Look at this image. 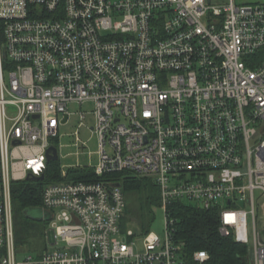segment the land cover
<instances>
[{
    "label": "built area",
    "instance_id": "2783aa9c",
    "mask_svg": "<svg viewBox=\"0 0 264 264\" xmlns=\"http://www.w3.org/2000/svg\"><path fill=\"white\" fill-rule=\"evenodd\" d=\"M263 46L264 1L0 0V264H187L174 201L216 209L220 233L264 264ZM85 102L99 141L88 167L152 177L165 236L135 250L112 178L53 182L46 244L17 261L11 186L43 175L68 105Z\"/></svg>",
    "mask_w": 264,
    "mask_h": 264
},
{
    "label": "trees",
    "instance_id": "16d2710c",
    "mask_svg": "<svg viewBox=\"0 0 264 264\" xmlns=\"http://www.w3.org/2000/svg\"><path fill=\"white\" fill-rule=\"evenodd\" d=\"M255 61L264 59V46L254 55ZM109 177L121 183L126 199V208L136 202L137 222L142 230H147L155 219V210L160 205V191L152 177L139 176L129 171L96 175L91 167L77 166L66 169L62 175L59 161H46L42 178L28 177L11 186L15 244L32 240L36 235V224L47 220L35 219L27 214L31 208H40L42 190L48 183L68 181H95ZM127 211V210H126ZM171 215L175 218L174 241L183 242L182 255L187 264L193 262L194 251L205 250L208 259L205 264H250L247 246L238 243L232 235H222L219 231V213L216 209H204L194 203L174 201ZM43 235V234H42Z\"/></svg>",
    "mask_w": 264,
    "mask_h": 264
},
{
    "label": "rangeland",
    "instance_id": "374dc122",
    "mask_svg": "<svg viewBox=\"0 0 264 264\" xmlns=\"http://www.w3.org/2000/svg\"><path fill=\"white\" fill-rule=\"evenodd\" d=\"M226 0H211L212 5L224 3ZM238 3H255L263 2L264 0H236ZM94 109L92 102H85L83 105L71 103L68 105V110L72 112L68 122L59 124L56 135L51 138V142L57 147L58 161L60 168L68 169L76 166H95L98 163L99 141L95 133L91 132L89 126L94 124V117L92 110ZM85 112L86 116L83 120L79 118V112ZM83 122V125H80ZM80 141H76V134ZM77 142V143H76ZM258 194V192H256ZM132 206L125 209L124 215L120 220L121 229L125 232L131 230L133 233L132 240L135 243V250L142 249L141 235L148 231L155 232L161 239L165 236L164 230V215L160 209L155 210V219L150 223L147 230H142L137 222L136 202ZM127 210V211H126ZM32 218L42 219L46 214L41 208H31L27 210ZM35 238L25 243L16 244V258L17 261L24 260L27 255H37L45 246V238L43 237L45 228L42 222L36 224Z\"/></svg>",
    "mask_w": 264,
    "mask_h": 264
},
{
    "label": "water",
    "instance_id": "95a60500",
    "mask_svg": "<svg viewBox=\"0 0 264 264\" xmlns=\"http://www.w3.org/2000/svg\"><path fill=\"white\" fill-rule=\"evenodd\" d=\"M66 119V117H65ZM64 119V120H65ZM58 159V150L57 147L55 145H50L47 147L46 150V160L50 161V160H57ZM43 175L39 176L40 178H42Z\"/></svg>",
    "mask_w": 264,
    "mask_h": 264
}]
</instances>
